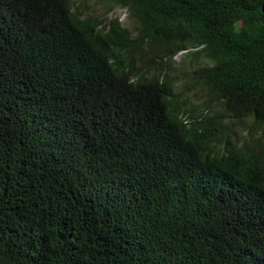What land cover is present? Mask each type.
Listing matches in <instances>:
<instances>
[{
  "label": "trees",
  "instance_id": "16d2710c",
  "mask_svg": "<svg viewBox=\"0 0 264 264\" xmlns=\"http://www.w3.org/2000/svg\"><path fill=\"white\" fill-rule=\"evenodd\" d=\"M111 1L0 0V264H264V0Z\"/></svg>",
  "mask_w": 264,
  "mask_h": 264
},
{
  "label": "rangeland",
  "instance_id": "374dc122",
  "mask_svg": "<svg viewBox=\"0 0 264 264\" xmlns=\"http://www.w3.org/2000/svg\"><path fill=\"white\" fill-rule=\"evenodd\" d=\"M73 4V8H79L82 13L85 15H97L104 19H111V18H119L122 22L123 26L130 29L133 34H136V24L135 22L130 19L129 12L127 9H124L118 5H115L111 0H71ZM190 54L186 52L180 53L175 58V65L179 67L181 64L185 63L187 66H190ZM184 82V81H183ZM181 84V82H180ZM190 99L196 103H201L198 99H196L194 92L186 93ZM242 136H246L248 134V128L242 127L241 128Z\"/></svg>",
  "mask_w": 264,
  "mask_h": 264
}]
</instances>
